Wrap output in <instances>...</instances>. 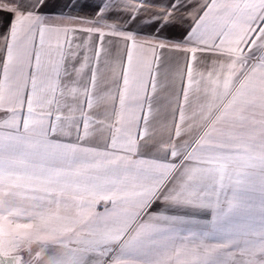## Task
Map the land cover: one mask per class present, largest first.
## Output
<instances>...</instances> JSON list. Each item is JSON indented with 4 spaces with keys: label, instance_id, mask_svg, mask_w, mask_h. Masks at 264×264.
Returning <instances> with one entry per match:
<instances>
[{
    "label": "snow or ice",
    "instance_id": "6c2138e0",
    "mask_svg": "<svg viewBox=\"0 0 264 264\" xmlns=\"http://www.w3.org/2000/svg\"><path fill=\"white\" fill-rule=\"evenodd\" d=\"M46 3L0 0V177L80 194V227L46 250L49 264H264V140L208 131L213 92L188 71L197 49L264 70V0H124L123 25L107 22L106 0L95 19L66 18L79 28ZM150 8L144 24L187 20V35L125 29Z\"/></svg>",
    "mask_w": 264,
    "mask_h": 264
},
{
    "label": "crops",
    "instance_id": "0c3cea01",
    "mask_svg": "<svg viewBox=\"0 0 264 264\" xmlns=\"http://www.w3.org/2000/svg\"><path fill=\"white\" fill-rule=\"evenodd\" d=\"M106 0H47L41 11L49 12L56 23H69L77 28L85 26L66 18L77 17L95 19L98 10ZM112 9L107 13V22L123 25L130 19L131 13L123 8L124 0H108ZM133 3L150 7L153 4H168L173 0H141ZM156 8L139 15L125 25L126 30H133L138 39L155 40V32L160 37L183 39L187 35L189 22L164 24L159 17L154 24H144ZM60 13L64 15L61 16ZM6 20L11 15L0 12ZM105 29V32H108ZM93 41L99 44L98 34L92 35ZM120 43L118 37L105 35L104 42ZM158 51H160L158 49ZM197 49L193 52L188 64L195 83L194 89L204 88L212 91L211 97L204 98L205 124L221 138H231L241 146L251 147L264 140V70L245 68L237 64L232 54L221 50ZM167 55L179 54L168 53ZM185 69L184 87H187V65ZM81 196L73 187L52 188L38 179H28L16 171L0 177V250L5 255H19L24 258L22 264H49L46 250L58 243L61 238L72 236L80 227L81 213L78 202ZM103 205L97 206L102 210ZM153 211L165 210V205L157 202Z\"/></svg>",
    "mask_w": 264,
    "mask_h": 264
},
{
    "label": "water",
    "instance_id": "95a60500",
    "mask_svg": "<svg viewBox=\"0 0 264 264\" xmlns=\"http://www.w3.org/2000/svg\"><path fill=\"white\" fill-rule=\"evenodd\" d=\"M0 259L4 260L5 264H18L21 257L19 255H5L0 250Z\"/></svg>",
    "mask_w": 264,
    "mask_h": 264
},
{
    "label": "rangeland",
    "instance_id": "374dc122",
    "mask_svg": "<svg viewBox=\"0 0 264 264\" xmlns=\"http://www.w3.org/2000/svg\"><path fill=\"white\" fill-rule=\"evenodd\" d=\"M23 260H24V258H23V259H21V260L19 261V263H18V264H22V263H23Z\"/></svg>",
    "mask_w": 264,
    "mask_h": 264
}]
</instances>
